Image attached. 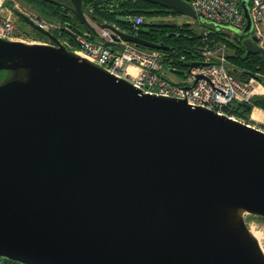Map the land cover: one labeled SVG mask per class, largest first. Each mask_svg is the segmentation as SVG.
Masks as SVG:
<instances>
[{
	"label": "water",
	"instance_id": "obj_1",
	"mask_svg": "<svg viewBox=\"0 0 264 264\" xmlns=\"http://www.w3.org/2000/svg\"><path fill=\"white\" fill-rule=\"evenodd\" d=\"M49 1L94 31L82 0ZM145 1L196 17L186 0ZM240 5L252 25L249 0ZM9 8L3 16L46 39L0 35V255L25 264H264L245 220L264 218V129L143 92ZM91 19L122 40L170 49ZM246 28H233L242 58L264 63V45Z\"/></svg>",
	"mask_w": 264,
	"mask_h": 264
},
{
	"label": "built area",
	"instance_id": "obj_2",
	"mask_svg": "<svg viewBox=\"0 0 264 264\" xmlns=\"http://www.w3.org/2000/svg\"><path fill=\"white\" fill-rule=\"evenodd\" d=\"M10 1V0H9ZM193 8L196 16L207 19L216 29L218 26L231 25L242 29L245 17L240 9V0H186ZM11 8H17L27 15L34 23L56 34V36L69 47L78 51L82 56L104 66L109 71L128 77L143 92L156 93L164 96L185 98L192 106H204L234 119L245 121L237 110L241 103H250L254 96L264 90V78L250 77L243 80L232 74L227 60V46L225 43L208 41L196 49L193 57L187 59L185 54L176 56L179 61H204L203 65L192 66L186 72L190 82H175L163 71L164 66L174 68L175 57L168 62L163 61L165 53L158 49L140 46L136 43L122 40L111 29L110 35H103L94 28L97 38L90 37L87 33L75 30L69 23H60L51 20L37 11L11 0ZM103 7L113 12L117 2L102 1ZM11 8L8 11H11ZM249 12L252 20L253 35L257 43L264 45V0H251ZM88 16V15H87ZM117 19L127 22L128 28H120L125 32L137 35L141 23L144 21L142 14L117 15ZM106 22V21H104ZM16 23L11 15L0 14V35L13 38L31 39L30 35L16 34ZM224 30V29H222ZM209 28H205L204 38L208 36ZM231 40L235 37L233 32H228ZM115 35L117 39H114ZM106 42H114L118 48L113 49ZM129 66L135 69L129 71ZM184 64L182 69L187 70ZM200 75V76H198ZM256 82L257 85L252 84ZM249 123V122H247Z\"/></svg>",
	"mask_w": 264,
	"mask_h": 264
},
{
	"label": "trees",
	"instance_id": "obj_3",
	"mask_svg": "<svg viewBox=\"0 0 264 264\" xmlns=\"http://www.w3.org/2000/svg\"><path fill=\"white\" fill-rule=\"evenodd\" d=\"M25 1L29 8L37 11L45 17L60 23L67 22L75 30L82 33H88L91 37L95 36L94 31L88 29L85 25L80 23L69 10L61 7L60 5L49 0ZM58 1L70 4L69 0ZM102 1L103 0H82V8L90 16V18H94L100 22H115V24L122 29L128 28L129 24L117 19V15L142 14L144 16V21L141 23L137 35L153 42H163L164 44L169 45L170 49L160 50L162 53H165L163 61L168 62L171 56H175V65L178 69H182L187 61H179L176 56L185 54L187 59L192 58L193 53H198L196 52L197 48L205 45L208 41L213 39L214 41H212V44L225 42L226 46L232 49L234 54L227 55L229 63H236L235 65L241 67L242 69L249 70L260 79L264 78V63L262 62L260 56L249 54L245 59H243L242 56L245 53V48L242 43V38H239L238 36H236V39L233 41L229 40L227 38V31H223L220 28L216 29L212 25H206L210 31L208 32V36L204 38L202 30L198 32L194 27H192L191 23L185 22L177 24L169 21H155L152 19L153 16L175 12L145 0H107L108 2L118 3V6H116L113 12L107 11L102 5ZM20 21L24 25L26 24L24 21ZM32 35L46 39L44 35L37 32L35 29H32ZM106 44L113 49L118 48V45L114 42H106ZM229 70L235 76L237 75V73L232 69L229 68ZM241 75L243 77L240 78L243 80H247L251 77L247 72H243ZM251 104L252 106H257L264 110V97L254 98ZM237 112L242 114L244 117L249 118L251 109H246L244 106L240 105ZM257 219L264 220V218L260 217ZM0 264L25 263L0 255Z\"/></svg>",
	"mask_w": 264,
	"mask_h": 264
},
{
	"label": "rangeland",
	"instance_id": "obj_4",
	"mask_svg": "<svg viewBox=\"0 0 264 264\" xmlns=\"http://www.w3.org/2000/svg\"><path fill=\"white\" fill-rule=\"evenodd\" d=\"M6 1L10 2L11 0L10 1L6 0ZM14 1H17L21 5H24V6L28 7V5H27L25 0H14ZM63 1H67V0H63ZM88 17L89 16H87V18ZM152 19H154L155 21H169V22H174V23H177V24H181V23H185V22L186 23H191L192 27H194L198 32H200L201 30L203 31V29L206 27V25H211V23L209 21L204 20L203 18H198V17L192 18V17H189V16L180 15V14H177V13L158 14L156 16H153ZM248 21L249 20L247 18H245V25H244V27L242 29H244L245 26H246L247 27L246 28L247 32H251L252 31V25ZM20 25L22 26L24 24L22 22H20ZM223 26H224V28H227V29L232 30V31L235 32L233 27H231L229 25H227V26L223 25ZM20 33L23 34L22 31ZM227 35H229V34H227ZM235 39L236 38L234 37L231 40L233 41ZM227 53H228V55H233L234 54L232 49H230L228 46H227ZM230 63L228 61V64H230ZM167 68L168 67L165 65L164 68H163V71L171 80H173L175 82H185V81L186 82H190V80L187 79L186 77H184L183 75H178V74L172 73V72L168 71ZM237 75L236 76L238 78L243 77L241 74H237ZM252 84L257 85L256 82H254V81L252 82ZM261 91L262 92L260 94L256 95V96H254L253 99L256 98V97H264V90L261 89ZM258 108H260V107H258ZM260 109H262V108H260ZM249 116H250V114H249ZM244 118H245V121H247V122H249L251 124H255V126H260L261 128L264 129V123H260L258 121H254L251 118H246V117H244ZM245 220L247 221V223H249L251 225V227L253 229L252 231H254L255 235L258 238V241H259L260 245L262 246V248L264 250V220H259V219L255 218V217H248V216L245 217Z\"/></svg>",
	"mask_w": 264,
	"mask_h": 264
},
{
	"label": "bare ground",
	"instance_id": "obj_5",
	"mask_svg": "<svg viewBox=\"0 0 264 264\" xmlns=\"http://www.w3.org/2000/svg\"><path fill=\"white\" fill-rule=\"evenodd\" d=\"M250 2H251V0H249V4H250ZM192 7V6H191ZM240 9L242 10V7H241V5H240ZM194 11V10H193ZM242 14H243V16H244V12H243V10H242ZM196 15V14H195ZM196 17H198V16H196ZM245 17V16H244ZM198 18H201V17H198ZM204 19V18H203ZM88 20H89V22L93 25V27L97 30V31H99V32H101L102 33V31L103 30H108V34L110 35V33H111V31H110V29L109 28H107V27H101L99 24H97L96 22H94L90 17H88ZM91 20V21H90ZM204 20H207V19H204ZM93 21V22H92ZM208 21V20H207ZM227 26V25H226ZM229 26H231V25H229ZM221 30L222 29H224L223 31H230V32H233L234 34H235V37L236 36H238L239 38H241L236 32H234V31H232V30H229V29H227V28H224V26L222 25V26H218ZM231 27H233L234 29H239V28H237V27H234V26H231ZM204 31V30H203ZM202 31V32H203ZM104 35V34H103ZM105 36H107V35H105ZM228 38V37H227ZM229 39V38H228ZM230 40V39H229ZM225 43V42H224ZM171 57H175V56H171ZM170 57V58H171ZM176 66V65H175ZM175 69H178L177 67H174ZM188 69V68H187ZM128 70L129 71H132L131 73H133V71H134V67L133 66H129V68H128ZM180 70H184V69H180ZM186 72L188 71V70H185ZM253 119H252V118ZM249 118H251L252 120H254V121H256V120H258V121H264V111H261V110H258L257 108L256 109H253L252 110V112L250 113V116H249ZM255 125V124H254ZM253 233H254V231H253ZM255 234V233H254Z\"/></svg>",
	"mask_w": 264,
	"mask_h": 264
},
{
	"label": "crops",
	"instance_id": "obj_6",
	"mask_svg": "<svg viewBox=\"0 0 264 264\" xmlns=\"http://www.w3.org/2000/svg\"><path fill=\"white\" fill-rule=\"evenodd\" d=\"M10 4V2H7L6 0H0V14L1 15H5V14H7V11H6V6H8ZM20 20H16V30H15V33L16 34H22V33H20L21 31L23 32V34L22 35H27V33H26V28L28 27V25L27 24H25V25H20ZM31 32V35H30V37H32L31 39H29V40H36V41H41L43 38H41V37H36V36H33L32 35V30L30 31ZM93 33V32H92ZM95 33V32H94ZM55 34V33H54ZM29 35V34H28ZM56 35V34H55ZM90 37H91V35H89ZM92 38H94V39H96L97 38V35L95 34V36H93ZM67 45V44H66ZM135 69V68H134ZM258 109V110H261V111H264V110H262V109H260V108H258V107H256V106H253L252 107V110L253 109ZM252 110H251V112H252ZM252 118V117H251ZM253 119V118H252ZM255 120V119H254ZM256 121H258V120H256ZM258 122H260V123H264V121H258Z\"/></svg>",
	"mask_w": 264,
	"mask_h": 264
},
{
	"label": "flooded vegetation",
	"instance_id": "obj_7",
	"mask_svg": "<svg viewBox=\"0 0 264 264\" xmlns=\"http://www.w3.org/2000/svg\"><path fill=\"white\" fill-rule=\"evenodd\" d=\"M108 30H103L102 31V34H104V35H108ZM249 55V54H248ZM247 55V56H248ZM245 59V58H244ZM229 65V68L230 69H232L233 71H235L237 74H241V73H243V72H247V73H249L250 71L249 70H246V69H242L241 67H239V66H237V65H235V64H233V63H230V64H228ZM244 74H246V73H244Z\"/></svg>",
	"mask_w": 264,
	"mask_h": 264
}]
</instances>
